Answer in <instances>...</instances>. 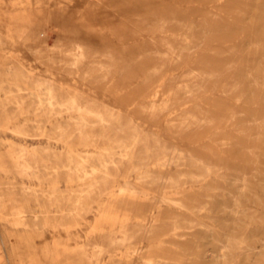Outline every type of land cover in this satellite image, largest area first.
I'll return each instance as SVG.
<instances>
[{
    "label": "clouds",
    "instance_id": "obj_1",
    "mask_svg": "<svg viewBox=\"0 0 264 264\" xmlns=\"http://www.w3.org/2000/svg\"><path fill=\"white\" fill-rule=\"evenodd\" d=\"M165 3L0 0V132L41 142L0 150V219L12 217L0 227V264H109L128 256L120 249L130 250L134 240L147 242L145 251L160 249L161 231L191 234L177 238L181 247L169 246L179 257L175 264H199L202 254L215 258L217 251L221 264H264V219L241 211L239 200L211 227L196 222L180 229L151 217V224L136 221L133 233L109 222L134 191L122 170L139 176L137 186L161 182V143L211 123L204 113L202 119L185 113L197 104L194 92L181 98L177 89L160 103L150 95L161 69L142 71L137 42L169 19ZM7 143L0 139V149ZM62 182L75 183V192L61 190ZM194 229L202 230L198 239ZM61 231L76 247H62Z\"/></svg>",
    "mask_w": 264,
    "mask_h": 264
},
{
    "label": "rangeland",
    "instance_id": "obj_2",
    "mask_svg": "<svg viewBox=\"0 0 264 264\" xmlns=\"http://www.w3.org/2000/svg\"><path fill=\"white\" fill-rule=\"evenodd\" d=\"M131 7L141 5L133 3ZM164 8L169 19L137 42L144 57L142 71L150 74L152 68L161 69L150 95L160 103L165 97L172 99L169 94L177 89L181 98L194 92L197 104L190 105L185 113L197 119L203 118L198 113H204L211 123L191 136L163 141L177 164L163 167L166 178L161 182L148 181L139 186L143 196L125 197L126 204L117 203L109 222L117 229L126 223L127 230L133 233L139 230L136 221L147 219L151 224V217L162 224L174 221L180 229L196 222L211 227L222 209H235L237 200L241 211L254 212L258 220L264 219V0H166ZM149 127L144 128L145 133ZM0 139L8 142L0 149L3 151L12 142L27 148L41 143L22 141L11 131L0 132ZM179 153H184L181 160ZM167 179L178 186L166 183ZM130 180L136 184L135 173ZM117 183L121 188L125 180L117 177ZM68 186L66 182L60 184L62 189ZM178 198L193 209H174L170 199ZM9 219H0V227ZM71 231L77 233L79 229ZM85 231L94 232L95 226ZM193 231L198 239L202 230ZM160 235V249L145 251L150 245L143 242L137 246L134 240L130 250L120 249L128 256L117 255L109 264H156L157 259L175 264L179 257L169 246L181 247L177 238H191V234L177 231L172 237L161 231ZM60 238L67 241L62 247H76L67 233L61 231ZM44 239L51 237L45 233ZM217 256L202 254L199 264H221Z\"/></svg>",
    "mask_w": 264,
    "mask_h": 264
},
{
    "label": "bare ground",
    "instance_id": "obj_3",
    "mask_svg": "<svg viewBox=\"0 0 264 264\" xmlns=\"http://www.w3.org/2000/svg\"><path fill=\"white\" fill-rule=\"evenodd\" d=\"M215 16V15H214ZM193 27V26H192ZM186 36V35H185ZM198 47V46H197ZM183 49V48H182ZM177 50V49H176ZM183 51V50H182ZM188 51V50H187ZM175 52V51H174ZM165 54V53H164ZM188 75V74H187ZM193 75V74H192ZM184 76V75H183ZM210 77V76H209ZM185 78V77H184ZM187 84V83H186ZM185 84V85H186ZM182 85V84H181ZM159 88V87H158ZM161 88V87H160ZM188 88V87H187ZM190 90V89H189ZM164 96V95H163ZM156 98V97H155ZM238 99V98H237ZM187 114V113H186ZM12 132V131H11ZM148 133V132H147ZM149 143H150V140H149ZM225 143V142H224ZM16 143H14V142H12V143H10V145H15ZM163 147V146H165L166 147V149H167V145L166 144H164V143H161V145H160V147ZM226 146V145H225ZM23 147H26V146H23ZM27 148V147H26ZM164 148V147H163ZM166 149L164 148V151H163V153H164V156H163V160H164V167H169L172 163H169V161H173V160H171V158H170V156L168 155V153H167V151H166ZM88 151L89 152H92V151H94V149H88ZM184 154V153H183ZM183 154L182 153H179V157H178V160H181L180 159V157H184L183 156ZM25 159H27V156H25ZM21 163H23V161H21ZM177 164V163H176ZM202 165V164H201ZM205 166V165H204ZM220 167V166H219ZM207 168L210 170L211 169V166L209 167V166H207ZM207 169V170H208ZM109 171H110V173H111V166H109ZM209 172V171H208ZM133 173L132 172H128V173H125L124 172V174H123V176L127 179V181H128V183L133 187V189H134V191L132 192V196H131V198L132 197H136V196H140L141 194H142V192H143V189L141 188V187H139V186H137L136 184H133L132 182H131V180H130V177H131V175H132ZM136 174V173H135ZM136 178H137V180L139 179V176L136 174ZM162 178L164 179V178H166V177H164V176H162ZM186 178V177H185ZM81 180L83 181V178L81 177ZM167 180H169V179H167ZM149 181H151V180H149ZM169 181H171V182H169L172 186H178V184L177 183H175L173 180H169ZM245 181V180H244ZM146 182H148V181H146ZM83 183H87V181H83ZM144 183V182H143ZM141 184L140 186H143L144 184ZM124 186H122L121 188H123ZM68 188H70V191L71 192H75V190H76V188H77V185L75 184V183H73V184H71L70 186H68ZM61 190H65V189H62L61 188ZM115 194V193H114ZM127 198V197H126ZM127 200V199H126ZM165 200H166V198H165ZM168 200V199H167ZM170 204L174 207V209L176 208V209H182V208H188V209H193V207H191V206H188L187 204H186V202L184 201V199H181V198H178V199H170ZM127 208V207H126ZM7 218L9 217V218H11L12 219V217L11 216H6ZM18 219H19V216L17 215V217L15 218V220L16 221H18ZM125 225H127L126 223H125ZM144 227L146 228V225H144ZM218 257V256H217ZM158 260V259H157Z\"/></svg>",
    "mask_w": 264,
    "mask_h": 264
}]
</instances>
